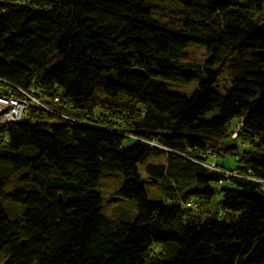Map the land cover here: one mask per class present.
I'll return each instance as SVG.
<instances>
[{"label":"trees","instance_id":"obj_1","mask_svg":"<svg viewBox=\"0 0 264 264\" xmlns=\"http://www.w3.org/2000/svg\"><path fill=\"white\" fill-rule=\"evenodd\" d=\"M168 1L175 25L145 0H0V77L83 122L30 106L0 123V264H264V0ZM188 44L207 57L183 60ZM191 80L188 96L164 84ZM95 89L115 119L84 110ZM138 165L178 202L148 199ZM106 172L132 218L101 215Z\"/></svg>","mask_w":264,"mask_h":264},{"label":"rangeland","instance_id":"obj_2","mask_svg":"<svg viewBox=\"0 0 264 264\" xmlns=\"http://www.w3.org/2000/svg\"><path fill=\"white\" fill-rule=\"evenodd\" d=\"M146 3L150 4L152 6L153 15L155 18L175 25L177 23V20L175 19V9L176 5L168 0H145ZM253 16H259L260 14L257 12H251ZM207 57L206 51L203 47L195 45V44H188L184 49V55L183 60L185 61H195V62H201ZM164 83V82H163ZM166 88L169 91L177 92L183 95L188 96L193 89L197 85V80H191L190 82L186 84H176V83H164ZM216 89L219 91L225 90L227 87V80L225 78L224 71L221 72V74L218 76V81L216 83ZM120 109L119 104L116 102L109 101L106 99L102 94L100 89H95L93 96L90 98L89 102L86 105L85 111H91L95 114L101 113L104 115V119H115L113 117V114L116 113ZM215 110L210 112V114H214ZM91 114V113H90ZM93 114V115H95ZM98 114V115H99ZM211 116V115H208ZM236 121H233V124H235ZM231 124V127L229 129L230 133L235 130L234 125ZM237 131V130H235ZM230 139L226 137L223 140V144H228ZM236 145V149L239 152L241 149H247L248 147L245 146L242 147V145L238 142L234 143ZM220 145V144H219ZM210 152V151H208ZM211 153V152H210ZM215 159V160H214ZM148 161L154 162V163H163L165 164V158L163 156L158 157H152ZM207 162H204L203 166H205L207 169L211 170L209 166L218 167V165H223L225 167L232 166L233 159L230 157L228 158H220L216 157V155L210 154L208 158L206 159ZM215 161V162H214ZM137 172L141 179L142 186L144 189L145 196L150 200H159L162 198H166L168 201H176L178 202V198H180L178 195L174 194V190L170 191L168 189V186L165 182L158 181L155 184H152L150 181H148L144 174V166L138 165L137 166ZM217 173V171H214ZM15 178H12L10 181L9 188L11 189L14 185ZM173 181V184L175 185L176 182L174 179H171ZM121 182V178L119 173L117 172H106L102 173L100 175L97 190L100 195L101 204H100V213L104 217L112 218V219H130L135 214V206L132 203V201L124 198H118L115 195L116 189L119 187ZM192 183V182H191ZM190 185V183H188ZM194 187V185L188 186V188H185V190L180 192V195L185 191H191ZM213 188V187H212ZM170 191V192H169ZM190 196V195H189ZM172 198V199H171ZM217 198L216 195H214V199ZM193 199V197H192ZM195 200V198H194ZM209 210L210 213L215 210L214 203L209 204ZM182 206V205H181ZM184 207V206H182ZM212 214V213H211ZM4 254L0 253V263L3 259Z\"/></svg>","mask_w":264,"mask_h":264},{"label":"built area","instance_id":"obj_3","mask_svg":"<svg viewBox=\"0 0 264 264\" xmlns=\"http://www.w3.org/2000/svg\"><path fill=\"white\" fill-rule=\"evenodd\" d=\"M17 5H25L28 0H14ZM47 100L42 99L35 95V91L32 87L22 89L15 85H12L0 77V123L15 122L22 119L25 116V111L28 107H40L46 111L57 114L56 116L67 119L71 122L83 123L81 120L73 115H66L63 111L52 108ZM54 103L60 102L58 97H54L52 100ZM68 107V106H67ZM241 119L235 120V130H238L239 122ZM231 132V138L236 134V131ZM202 165H205L202 163ZM212 171H217L224 176L235 175V172L225 170L221 167H215L207 165ZM186 206H194L191 201L185 203Z\"/></svg>","mask_w":264,"mask_h":264},{"label":"water","instance_id":"obj_4","mask_svg":"<svg viewBox=\"0 0 264 264\" xmlns=\"http://www.w3.org/2000/svg\"><path fill=\"white\" fill-rule=\"evenodd\" d=\"M212 1L216 5H222L226 2V0H212ZM0 4H1V2H0Z\"/></svg>","mask_w":264,"mask_h":264},{"label":"crops","instance_id":"obj_5","mask_svg":"<svg viewBox=\"0 0 264 264\" xmlns=\"http://www.w3.org/2000/svg\"><path fill=\"white\" fill-rule=\"evenodd\" d=\"M151 158H152V157H150L149 159H151ZM149 159H148V160H149ZM214 160H215V159H214ZM214 162H215V161H214Z\"/></svg>","mask_w":264,"mask_h":264}]
</instances>
